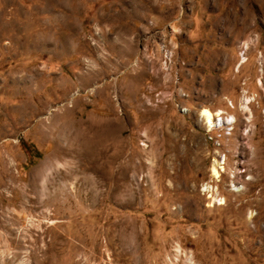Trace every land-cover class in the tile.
<instances>
[{
	"label": "rangeland",
	"instance_id": "obj_1",
	"mask_svg": "<svg viewBox=\"0 0 264 264\" xmlns=\"http://www.w3.org/2000/svg\"><path fill=\"white\" fill-rule=\"evenodd\" d=\"M263 64L264 0H0V264H264Z\"/></svg>",
	"mask_w": 264,
	"mask_h": 264
},
{
	"label": "bare ground",
	"instance_id": "obj_2",
	"mask_svg": "<svg viewBox=\"0 0 264 264\" xmlns=\"http://www.w3.org/2000/svg\"><path fill=\"white\" fill-rule=\"evenodd\" d=\"M246 53H242L241 56H242V60L240 61L239 63V66L241 67L244 63H246L248 61V58L247 56L245 55ZM263 68L262 71L264 72V64L262 65ZM260 83L263 84L264 81H263V78H260ZM264 85V84H263ZM251 98H245V102L248 104L249 102H251ZM249 105V104H248ZM246 105L245 107L247 109H249V106ZM184 111L186 112L187 109H184ZM202 115L203 117L205 118L206 120V124L208 125V130H214L216 129L217 127H222V116H218V115H221L222 113H224V111H212L211 109L207 108V107H204L203 110H202ZM215 112V114H214ZM217 115V116H216ZM233 117L235 118L236 116L233 114ZM236 120L235 119H231V117H224V125H226V127L228 128V130L230 131L231 130V127H232V130L234 128V124H235ZM102 127V126H101ZM100 128V126H99ZM106 130V129H105ZM231 130V131H232ZM94 131V130H93ZM103 131V130H102ZM100 132V131H99ZM98 132V133H99ZM106 132V131H104ZM96 133V132H95ZM106 134V133H105ZM105 136V135H104ZM100 136V142H105L106 140V136ZM94 138V137H93ZM87 139V138H86ZM92 139V138H91ZM89 140V139H88ZM95 140V139H93ZM89 142V141H88ZM87 143V142H86ZM92 143V142H91ZM89 143V144H91ZM92 146V144H91ZM226 157H222L219 159V158H215L214 159V162L211 166V171H212V174L213 176L217 179V180H220L221 179V176H222V173L226 171ZM234 186V190L238 191L240 190V186H238L236 183L233 184ZM212 188V189H211ZM214 190V186H211V185H206L203 187V191L204 190ZM211 196H213V194H211ZM191 261V260H190Z\"/></svg>",
	"mask_w": 264,
	"mask_h": 264
},
{
	"label": "built area",
	"instance_id": "obj_3",
	"mask_svg": "<svg viewBox=\"0 0 264 264\" xmlns=\"http://www.w3.org/2000/svg\"><path fill=\"white\" fill-rule=\"evenodd\" d=\"M231 106L232 103H231ZM186 109V108H185ZM215 114V112H214ZM217 116V115H216ZM218 116H222V128H220V131H224V137L226 136V128H225V125H224V117H231V119H235L236 120V117L234 118L233 117V114L231 113H228L226 111H224V113H222L221 115H218ZM203 131H207L209 134L210 132H212V130H203ZM212 140V139H211ZM213 145L215 146V143H213ZM216 147V146H215ZM212 189V188H211ZM213 191V190H212ZM215 191V190H214ZM216 195V196H215ZM213 197L216 199V202H220L221 201V198L219 197L218 193L217 194H214L213 193Z\"/></svg>",
	"mask_w": 264,
	"mask_h": 264
}]
</instances>
